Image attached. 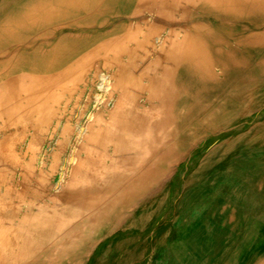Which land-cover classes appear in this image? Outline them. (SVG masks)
<instances>
[{
	"label": "bare ground",
	"instance_id": "obj_1",
	"mask_svg": "<svg viewBox=\"0 0 264 264\" xmlns=\"http://www.w3.org/2000/svg\"><path fill=\"white\" fill-rule=\"evenodd\" d=\"M263 46L264 0H0V264L77 261L226 126ZM260 232L228 264H264Z\"/></svg>",
	"mask_w": 264,
	"mask_h": 264
},
{
	"label": "rangeland",
	"instance_id": "obj_2",
	"mask_svg": "<svg viewBox=\"0 0 264 264\" xmlns=\"http://www.w3.org/2000/svg\"><path fill=\"white\" fill-rule=\"evenodd\" d=\"M116 19L114 17L106 27L114 25ZM87 29L97 28L91 26ZM261 49L264 53V46ZM249 60L247 68L253 69L257 60ZM234 79L235 84L242 82L247 91L243 97L235 95L232 98L235 105H240L235 113L237 116L234 114L226 126L202 134L197 143L189 147L187 154L174 163L164 180L127 208L121 217L103 226L85 253L71 264H162V259L164 264H172L170 260H174L173 264H228L242 238L253 242L261 236L264 226V202H260L264 195V74H238ZM210 190L217 194L211 203L208 225L197 224L195 227L199 230L206 228L204 241L198 242V248L201 244L205 251L196 256L195 244L182 246L180 240L171 242L177 244L175 250L167 248L174 229L191 219L193 209L203 203ZM248 190L256 191V203L244 209L242 197ZM190 229L194 226H188L187 234H177V237L188 236Z\"/></svg>",
	"mask_w": 264,
	"mask_h": 264
},
{
	"label": "crops",
	"instance_id": "obj_3",
	"mask_svg": "<svg viewBox=\"0 0 264 264\" xmlns=\"http://www.w3.org/2000/svg\"><path fill=\"white\" fill-rule=\"evenodd\" d=\"M255 192L256 191H254V192L250 191V192L244 193L243 197H242L243 198V203L247 204L248 201H249V195L251 193H255ZM214 194L216 195L217 193H215L214 190H210L209 193L203 199V203L201 205L196 206L193 209L191 219L187 223L183 224V225L188 224V225L194 226V229H190V233L188 234V236L180 238V237H177V235H172V238H171V240L168 243V245H170V246H168L167 248H169L170 250H175L177 248V246H176L177 244H175V243L171 244V242H173L174 240L175 241L180 240L181 243H182V246L188 245V247H190V245L194 246V244H195V246H194L195 249L194 250H195V253H197L196 256L201 255L202 252L205 251V250H203L201 244H200V247L198 248V242L199 241H204V239H203L204 235L203 234L206 231V228L205 229L202 228L201 230H199V229H195V227L197 226V224L198 225H202V226H207L208 225V222H209L210 217H211V215H210L211 214L210 213L211 212V203H212L213 198L215 197ZM248 206H249V203H248ZM174 231H176V228L174 229ZM174 231H173V234H174ZM195 235L197 236V238H196ZM194 238H196V239H194ZM193 240H195V242L193 244H190V242L193 241ZM169 255L171 256V254H169ZM172 255L173 256H177V253H175V254L173 253ZM165 256L166 255H164V257ZM173 261L174 260H170V262L172 264H173ZM162 264H164L163 259H162ZM167 264H169V262Z\"/></svg>",
	"mask_w": 264,
	"mask_h": 264
}]
</instances>
